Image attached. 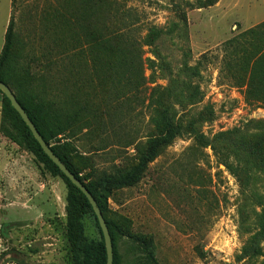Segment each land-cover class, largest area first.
I'll return each mask as SVG.
<instances>
[{
  "label": "rangeland",
  "instance_id": "obj_1",
  "mask_svg": "<svg viewBox=\"0 0 264 264\" xmlns=\"http://www.w3.org/2000/svg\"><path fill=\"white\" fill-rule=\"evenodd\" d=\"M12 16L11 64L29 69L38 99L80 112L66 137L86 182L130 170L178 129L110 196L122 233L151 237L160 264H264V171L245 146L264 131V91L248 85L264 31L226 43L259 29L264 0H0V52ZM2 104L0 93V124ZM1 136L0 264H73L67 182ZM84 224L100 238L92 213ZM122 237L124 264H139Z\"/></svg>",
  "mask_w": 264,
  "mask_h": 264
},
{
  "label": "trees",
  "instance_id": "obj_2",
  "mask_svg": "<svg viewBox=\"0 0 264 264\" xmlns=\"http://www.w3.org/2000/svg\"><path fill=\"white\" fill-rule=\"evenodd\" d=\"M81 1L83 3L88 2V5L94 8L102 0ZM258 27L259 29L250 28L242 34L241 38L234 37L227 40L226 43L235 42L236 44H241L242 41L252 40L264 31V21ZM146 36L150 39L157 36V34L155 31H151ZM14 40L15 28L14 17L12 16L7 26L4 45L0 52V81L7 83L12 88L17 99L46 142L95 197L111 234L114 252L113 264H124L121 251L122 244L126 243L127 240L122 242L123 235L132 240L133 243H129V247L132 251L136 250L138 252L137 262L139 264H160L156 257L154 242L151 237L145 234H132L128 224L124 225L127 230L126 233H122V228L118 223H114L108 218V200L116 189L133 186L141 180L148 164L156 158L165 146L174 140L178 134V129L168 123L163 133L149 140L147 148L142 153L138 163L130 170L123 173H104L96 179L86 182L83 175H81L83 168L75 164L76 157H80V155L76 153L75 147L66 137L79 121L80 112L63 111L57 107L55 102L44 101L35 96L30 89L31 73L29 69L22 64H11ZM154 47L156 48L157 46ZM155 54H157V51H155ZM148 60L153 62L151 59ZM248 85L254 91H264V51L251 65ZM0 93L3 95L0 133H3L18 145L24 146L53 175L63 177L68 184L69 191L66 199L67 237L73 264H107L105 239L89 200L44 152L30 128L12 106L8 97L1 90ZM245 146H247L246 150L250 151L255 166L259 170L264 171V131L258 133L256 141ZM88 213H92L94 216L99 231V239L90 240L87 238L84 219Z\"/></svg>",
  "mask_w": 264,
  "mask_h": 264
},
{
  "label": "water",
  "instance_id": "obj_3",
  "mask_svg": "<svg viewBox=\"0 0 264 264\" xmlns=\"http://www.w3.org/2000/svg\"><path fill=\"white\" fill-rule=\"evenodd\" d=\"M0 90L8 97L12 106L16 109V111L20 114L21 118L25 121L27 126L30 128L34 137L37 139V141L41 145L44 152L61 169V171L70 179V181L84 193V195L89 200L94 210V213L98 219L99 225L101 227V230H102V233L105 239V245H106V250H107V264H113L114 252H113V243H112L111 234H110L107 222L105 220V217L95 197L93 196L91 191L87 188V186L77 177V175L72 170H70L67 167V165L60 159V157L53 151L51 146L46 142V140L43 138V136L37 129L36 125L32 121V119L29 117L24 107L21 105V103L17 99L12 88L7 83L0 81Z\"/></svg>",
  "mask_w": 264,
  "mask_h": 264
},
{
  "label": "crops",
  "instance_id": "obj_4",
  "mask_svg": "<svg viewBox=\"0 0 264 264\" xmlns=\"http://www.w3.org/2000/svg\"><path fill=\"white\" fill-rule=\"evenodd\" d=\"M0 138H2V136Z\"/></svg>",
  "mask_w": 264,
  "mask_h": 264
}]
</instances>
